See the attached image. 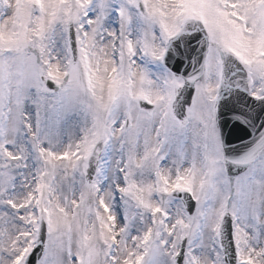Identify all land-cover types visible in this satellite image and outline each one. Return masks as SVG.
Wrapping results in <instances>:
<instances>
[{
  "label": "snow or ice",
  "instance_id": "snow-or-ice-1",
  "mask_svg": "<svg viewBox=\"0 0 264 264\" xmlns=\"http://www.w3.org/2000/svg\"><path fill=\"white\" fill-rule=\"evenodd\" d=\"M0 264H264V0H0Z\"/></svg>",
  "mask_w": 264,
  "mask_h": 264
},
{
  "label": "water",
  "instance_id": "water-1",
  "mask_svg": "<svg viewBox=\"0 0 264 264\" xmlns=\"http://www.w3.org/2000/svg\"><path fill=\"white\" fill-rule=\"evenodd\" d=\"M224 131L227 136L226 143L230 144L235 149H240L243 144L250 141L255 129L245 128L243 125L237 127L236 123H228L224 126L223 132Z\"/></svg>",
  "mask_w": 264,
  "mask_h": 264
}]
</instances>
